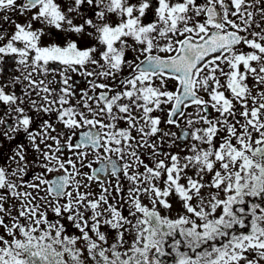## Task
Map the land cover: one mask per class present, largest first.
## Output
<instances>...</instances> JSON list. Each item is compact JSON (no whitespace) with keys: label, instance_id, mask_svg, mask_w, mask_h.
Returning a JSON list of instances; mask_svg holds the SVG:
<instances>
[{"label":"snow or ice","instance_id":"6c2138e0","mask_svg":"<svg viewBox=\"0 0 264 264\" xmlns=\"http://www.w3.org/2000/svg\"><path fill=\"white\" fill-rule=\"evenodd\" d=\"M0 264H264V0H0Z\"/></svg>","mask_w":264,"mask_h":264}]
</instances>
